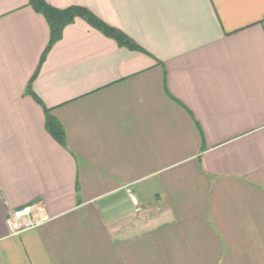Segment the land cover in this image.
Wrapping results in <instances>:
<instances>
[{
	"label": "crops",
	"instance_id": "0c3cea01",
	"mask_svg": "<svg viewBox=\"0 0 264 264\" xmlns=\"http://www.w3.org/2000/svg\"><path fill=\"white\" fill-rule=\"evenodd\" d=\"M28 1L0 0V264H264V0H45L134 44L76 17L48 50Z\"/></svg>",
	"mask_w": 264,
	"mask_h": 264
},
{
	"label": "trees",
	"instance_id": "16d2710c",
	"mask_svg": "<svg viewBox=\"0 0 264 264\" xmlns=\"http://www.w3.org/2000/svg\"><path fill=\"white\" fill-rule=\"evenodd\" d=\"M28 2L35 11L44 16L49 25L50 38L46 50H48V48L59 39L62 29L67 24L73 22L76 17L83 18L105 35L114 38L117 43L128 47H134V44L129 37L121 31L107 25L84 7L69 6L60 9L49 5L45 0H29ZM46 128L58 142L63 143V131L61 126L53 117H51L48 111H46Z\"/></svg>",
	"mask_w": 264,
	"mask_h": 264
},
{
	"label": "built area",
	"instance_id": "2783aa9c",
	"mask_svg": "<svg viewBox=\"0 0 264 264\" xmlns=\"http://www.w3.org/2000/svg\"><path fill=\"white\" fill-rule=\"evenodd\" d=\"M133 203H136L135 197H131ZM33 206H24L13 209L7 215L5 221L12 233H18L24 229L35 227L43 222L40 216L33 217Z\"/></svg>",
	"mask_w": 264,
	"mask_h": 264
}]
</instances>
